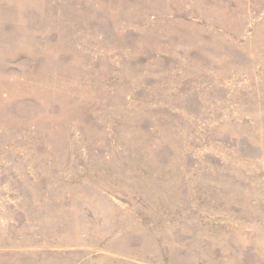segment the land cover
<instances>
[{"label": "rangeland", "instance_id": "obj_1", "mask_svg": "<svg viewBox=\"0 0 264 264\" xmlns=\"http://www.w3.org/2000/svg\"><path fill=\"white\" fill-rule=\"evenodd\" d=\"M0 264H264V0H0Z\"/></svg>", "mask_w": 264, "mask_h": 264}]
</instances>
